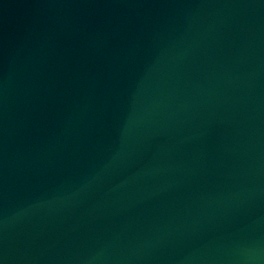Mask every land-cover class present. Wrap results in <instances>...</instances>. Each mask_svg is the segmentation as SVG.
I'll return each instance as SVG.
<instances>
[{"label": "water", "instance_id": "95a60500", "mask_svg": "<svg viewBox=\"0 0 264 264\" xmlns=\"http://www.w3.org/2000/svg\"><path fill=\"white\" fill-rule=\"evenodd\" d=\"M0 264H264V0H0Z\"/></svg>", "mask_w": 264, "mask_h": 264}]
</instances>
